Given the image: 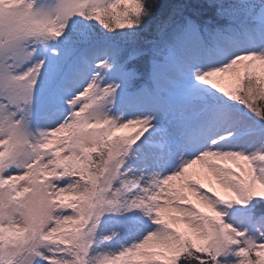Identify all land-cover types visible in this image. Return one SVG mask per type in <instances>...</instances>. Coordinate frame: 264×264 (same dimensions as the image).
<instances>
[{
	"label": "snow or ice",
	"instance_id": "snow-or-ice-1",
	"mask_svg": "<svg viewBox=\"0 0 264 264\" xmlns=\"http://www.w3.org/2000/svg\"><path fill=\"white\" fill-rule=\"evenodd\" d=\"M0 264H264V0H0Z\"/></svg>",
	"mask_w": 264,
	"mask_h": 264
},
{
	"label": "trees",
	"instance_id": "trees-1",
	"mask_svg": "<svg viewBox=\"0 0 264 264\" xmlns=\"http://www.w3.org/2000/svg\"><path fill=\"white\" fill-rule=\"evenodd\" d=\"M162 2L168 3L170 0H162ZM194 2L203 4L206 2V0H194ZM203 15L205 18H209L213 15V12L210 8H205L203 9Z\"/></svg>",
	"mask_w": 264,
	"mask_h": 264
}]
</instances>
